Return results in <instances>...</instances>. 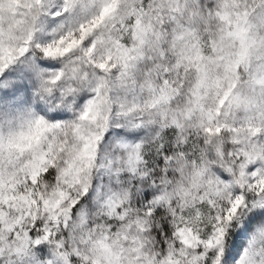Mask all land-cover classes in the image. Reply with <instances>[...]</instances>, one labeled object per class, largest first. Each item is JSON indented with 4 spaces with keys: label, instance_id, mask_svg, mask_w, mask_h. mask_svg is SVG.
Segmentation results:
<instances>
[{
    "label": "snow or ice",
    "instance_id": "snow-or-ice-1",
    "mask_svg": "<svg viewBox=\"0 0 264 264\" xmlns=\"http://www.w3.org/2000/svg\"><path fill=\"white\" fill-rule=\"evenodd\" d=\"M0 264H264V0H0Z\"/></svg>",
    "mask_w": 264,
    "mask_h": 264
}]
</instances>
